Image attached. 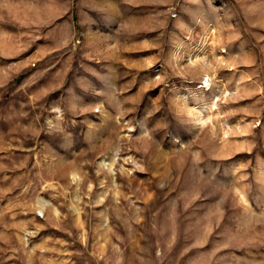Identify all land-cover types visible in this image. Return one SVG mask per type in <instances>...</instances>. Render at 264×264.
Wrapping results in <instances>:
<instances>
[{
    "label": "rangeland",
    "instance_id": "rangeland-1",
    "mask_svg": "<svg viewBox=\"0 0 264 264\" xmlns=\"http://www.w3.org/2000/svg\"><path fill=\"white\" fill-rule=\"evenodd\" d=\"M0 264H264V0H0Z\"/></svg>",
    "mask_w": 264,
    "mask_h": 264
}]
</instances>
